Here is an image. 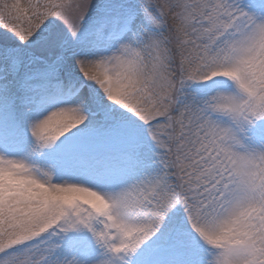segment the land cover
Listing matches in <instances>:
<instances>
[{
  "label": "snow or ice",
  "instance_id": "6c2138e0",
  "mask_svg": "<svg viewBox=\"0 0 264 264\" xmlns=\"http://www.w3.org/2000/svg\"><path fill=\"white\" fill-rule=\"evenodd\" d=\"M0 264H264V0H0Z\"/></svg>",
  "mask_w": 264,
  "mask_h": 264
}]
</instances>
